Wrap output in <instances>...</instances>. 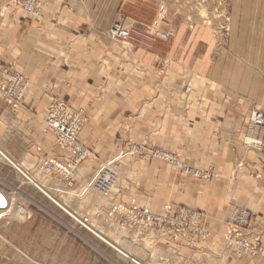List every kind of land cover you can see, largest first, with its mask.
<instances>
[{
    "label": "crops",
    "instance_id": "1",
    "mask_svg": "<svg viewBox=\"0 0 264 264\" xmlns=\"http://www.w3.org/2000/svg\"><path fill=\"white\" fill-rule=\"evenodd\" d=\"M142 6H121L118 0H44L41 16L32 18L0 0V62L29 79L22 106L8 107L0 98V192L24 196L40 159L67 155L44 121L49 101L58 97L85 117L77 140L89 156L77 171L75 189L97 166L117 158L114 163L126 170L114 193L117 199L154 197L151 211L160 213L165 212L160 202L172 200L205 214L211 231L206 241L190 236L169 240L166 235L158 245L175 251L204 248L212 258L222 257L224 221L238 205L252 213L253 238H258L253 243L264 246V169L257 151L244 142L249 134L258 137L248 117L250 105L215 88L222 70L231 65L229 52L198 23L192 28L185 22L174 28L163 23L170 38L149 51L108 37L118 13L124 11L131 20L154 17ZM239 55L235 66L241 68ZM163 61L167 75L159 74ZM189 85L192 89L185 91ZM130 142L169 149L181 163L211 168L215 174L204 180L177 175L161 160L131 159L123 154ZM100 206L88 205L92 210ZM227 264H264V256L230 253Z\"/></svg>",
    "mask_w": 264,
    "mask_h": 264
},
{
    "label": "rangeland",
    "instance_id": "2",
    "mask_svg": "<svg viewBox=\"0 0 264 264\" xmlns=\"http://www.w3.org/2000/svg\"><path fill=\"white\" fill-rule=\"evenodd\" d=\"M118 1L121 6L143 5L145 12L154 14V17L139 21L151 23L156 19L160 27L170 33V29L165 28L163 23L167 22L173 28L179 22H185L189 28L198 23L213 32L215 44L225 47L231 57V65L222 70L221 79L215 84L216 91L228 93L235 100L248 101L250 105L248 117L254 107L264 111V0ZM121 13L126 15L124 11ZM240 53L244 59V66L241 68L235 66ZM166 69L168 70L167 67ZM189 87L191 90L192 86ZM256 132L257 138L255 134L249 135L254 136L257 142L247 143L246 139L244 142L247 147L257 151L260 165L264 169V140L262 141L264 126ZM128 156L131 159L138 157ZM0 158L2 159L1 156ZM99 167L100 165L94 170L93 176ZM108 167L114 173V179L110 191L104 196L92 190L84 192L83 187L74 190L76 193L82 190L81 195L61 193L57 190L61 188H57L56 184L50 186L51 181L57 183V180L44 175L40 163L38 170H33L34 180L42 184L46 193L57 198L58 202L75 216L59 207L45 192L30 182V189L24 192L26 193L24 196L18 191H10L8 197L0 192L7 201V207L0 209V264H137L120 253L118 249L121 248L141 264H227V255L230 253L243 254L236 247L228 245L223 233L221 234L223 248H219L222 257L212 258L207 252L210 250L204 248L201 251L197 249L175 251L170 245H158L162 243L159 241L160 237L167 235L169 240H173L166 229L153 230L147 222L135 225L130 220L114 218L107 213L111 203H120L127 207H147L154 215L165 214L167 206L171 208L170 213L173 206L175 208L181 206L172 200L165 203L161 201L159 209L165 212L160 213L151 211L154 197H144L140 201L133 199L129 202L117 199L114 193L126 170L121 169L117 162ZM172 167L177 175L181 174L175 166ZM95 202L103 206H100L101 210H92L88 207L90 203ZM85 215L89 216L90 220L88 228L76 221ZM205 221L208 224L206 217ZM208 230L211 235L209 227ZM210 235L199 239L206 241ZM188 236L196 238L191 234L185 237ZM253 237L254 230L250 234V240L252 243L257 242L258 238Z\"/></svg>",
    "mask_w": 264,
    "mask_h": 264
},
{
    "label": "built area",
    "instance_id": "3",
    "mask_svg": "<svg viewBox=\"0 0 264 264\" xmlns=\"http://www.w3.org/2000/svg\"><path fill=\"white\" fill-rule=\"evenodd\" d=\"M18 9L23 10L32 18L41 16L44 0H6ZM110 39L127 47L152 50L158 41H166L170 38V32L160 27L155 19L151 23L139 20H131L122 13L107 31ZM168 70L163 65L159 68L160 75H167ZM29 79L23 72L16 70L11 64L0 62V98L8 107L17 108L22 106L25 95L28 91ZM190 90L189 86L185 91ZM249 120L256 129L264 126V111L254 107L249 114ZM45 124L54 134V143L67 155L63 157H43L40 159V167L47 177L57 182L65 181V187L57 189L61 193L74 194L76 175L80 165L89 156L88 150L77 140L85 117L81 110L75 109L62 98L52 97L48 103L45 116ZM126 155H142L143 157L155 158L175 166L180 173L195 178L209 180L215 174L211 168L200 169L181 163L178 155L168 149L155 146H146L130 142L124 153ZM117 158L107 160L101 164L98 171L86 180L81 187L84 192L92 190L102 196L106 195L112 185L114 173L108 167ZM82 192V191H81ZM60 194V193H59ZM78 194V193H76ZM170 206L165 208V214L154 215L147 207L137 208L136 206H123L120 203H111L107 213L114 218L130 220L135 225L152 226L153 230L158 228L166 229L170 238L177 239L192 235L204 239L210 235L205 215L197 210L187 207H176L170 213ZM251 212L243 207L234 205L225 219L226 230L224 238L228 245L236 247L240 253L252 255H264V247L257 246L250 240L252 230L250 224ZM76 221L88 228L90 225L89 216L85 215Z\"/></svg>",
    "mask_w": 264,
    "mask_h": 264
},
{
    "label": "bare ground",
    "instance_id": "4",
    "mask_svg": "<svg viewBox=\"0 0 264 264\" xmlns=\"http://www.w3.org/2000/svg\"><path fill=\"white\" fill-rule=\"evenodd\" d=\"M255 137L254 136H248L247 138H246V142L247 143H255V142H257V140H255L254 139ZM257 138V137H256ZM2 154V153H1ZM4 154V153H3ZM2 154V155H3ZM5 157V156H4ZM6 159H7V157H6ZM9 160V159H8ZM10 162V161H9ZM12 163H13V161H12ZM11 163V164H12ZM13 166H15V168L17 169V170H19L24 176H27L28 174L26 173V172H24L22 169H21V167L20 166H18L17 164H15L14 163V165ZM29 177V176H28ZM36 177V176H35ZM30 179V178H29ZM28 179V180H29ZM32 181V180H31ZM34 183V185L35 186H37L38 188H40V190H42L43 192H45V194L48 196V197H50L59 207H61L62 209H64L67 213H70L71 214V212L70 211H68L65 207H64V205L62 204V203H60V202H58V199L57 198H54V197H52L50 194H48V193H46V191L42 188V185L38 182L37 183V181L36 180H34L33 179V181H32V184ZM71 215H73V216H75L74 214H71ZM77 218V217H76ZM93 230V232L96 234V232H95V230L94 229H92ZM97 235V234H96ZM98 236V235H97ZM99 237V236H98ZM101 237V236H100ZM101 239H102V237H101ZM103 240V239H102ZM106 241V240H105ZM107 242V241H106ZM109 243V242H108ZM119 250V252L120 253H122L123 255H125V256H127L128 258H130L132 261H134V262H136L137 264H141L140 262H138V260H136L135 258H133L126 250H124V249H118Z\"/></svg>",
    "mask_w": 264,
    "mask_h": 264
},
{
    "label": "water",
    "instance_id": "5",
    "mask_svg": "<svg viewBox=\"0 0 264 264\" xmlns=\"http://www.w3.org/2000/svg\"><path fill=\"white\" fill-rule=\"evenodd\" d=\"M7 207V201L4 196L0 193V209Z\"/></svg>",
    "mask_w": 264,
    "mask_h": 264
}]
</instances>
